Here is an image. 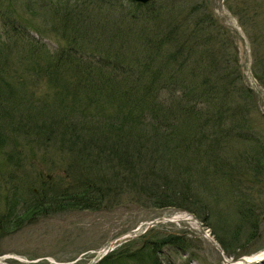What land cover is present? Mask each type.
Returning a JSON list of instances; mask_svg holds the SVG:
<instances>
[{
	"label": "trees",
	"instance_id": "trees-1",
	"mask_svg": "<svg viewBox=\"0 0 264 264\" xmlns=\"http://www.w3.org/2000/svg\"><path fill=\"white\" fill-rule=\"evenodd\" d=\"M105 2L110 4L112 0H69V8L61 11L58 18L61 47L47 50L45 43H37L35 58L32 55L36 76L46 84H58L52 97L47 94L37 108L43 120L32 123L21 115V121L12 122V114L6 110L11 102L8 94L4 96L6 100L2 99L5 106L0 104V118H4L0 122V168L12 163L22 165L23 154L10 134L17 131L38 145L43 155L49 150L58 159L67 161L69 173L73 169L78 172L73 177L75 181L59 191L47 189L44 184L41 191L35 182H25L28 187L22 190L14 186L15 201L7 203L8 211L0 216V228L5 231L22 227L26 219L38 212L97 209L107 192L131 181L140 196L145 192L149 197L152 189L159 191L162 188L157 184V189L154 182L155 187L148 189L147 186L151 187L148 179L141 182V191L140 181L131 179L139 159L153 157V153L145 154L150 151L147 148L150 142L158 146L152 148L154 152L163 150V144L165 151L170 152L187 153L196 147L203 157L206 149L209 158L210 150L217 148L220 153L224 149H218L217 141L225 138L241 141L244 134L250 133L245 101L251 90L244 85L237 57L216 51L222 42L213 33L217 28L213 15L206 13L196 18L194 8L176 16V8L167 3L128 2L132 8L127 14L147 21L140 29L126 28L125 37L123 29L110 20L109 11L102 7ZM202 5L205 8V3L202 2L201 8ZM116 38L122 39L123 44H115ZM136 40L141 49H134ZM253 74L263 82L255 68ZM11 103L12 108L16 106ZM109 105L114 108L110 112L105 110ZM145 128L150 129L147 132L150 135H146L149 137L139 134L137 138L135 132ZM112 131L113 137L109 135ZM161 131L165 135L162 143L158 134ZM187 135L192 138L187 140ZM214 135H218L217 141L214 139L215 143L210 144L208 139ZM247 137L255 140L251 134ZM155 161L151 162L149 178L156 168ZM105 163L118 169L112 177L107 175L108 167H102ZM208 165L199 171L201 175L207 174ZM213 184L210 189L221 190L220 185ZM172 189L171 196L163 195L169 205L191 198L187 191ZM29 192L30 200L23 205L24 211L15 214L20 206L17 199ZM219 242L226 248L223 238ZM166 245H177L184 251L188 247L186 239L170 235L145 242L134 251L112 252L96 264H162L158 254Z\"/></svg>",
	"mask_w": 264,
	"mask_h": 264
},
{
	"label": "rangeland",
	"instance_id": "rangeland-1",
	"mask_svg": "<svg viewBox=\"0 0 264 264\" xmlns=\"http://www.w3.org/2000/svg\"><path fill=\"white\" fill-rule=\"evenodd\" d=\"M154 1L175 7L176 16L190 13L194 8L196 18H202L206 13L213 15L212 19L217 24L213 33L223 43L218 44L216 51L237 57L244 85L251 90L245 101V106L249 108L250 133L241 135V141L236 142L227 141L226 138L217 141L218 135H214L216 138L209 137L210 144H214L215 139L219 144L218 149L224 148L220 153L216 152L217 148L210 150L209 158H206V149L203 151L206 157H203L196 147L187 153L170 152L165 151L163 144V150L154 152L152 148L158 146L150 142L147 148L151 152L145 151V154L153 153V157L138 158L140 164L131 179L139 180L140 187L141 182L148 179L151 182L148 189L155 187L153 182L156 188L158 184L162 189H152L149 197L145 192H141L140 196L131 181L107 192L104 202L97 209L68 208L38 212L15 230L0 228V261L3 264H92L101 255L102 259L112 252L134 251L145 242L170 235L186 239L188 247L184 251L177 245H166L162 248L163 252L158 254L162 264H226V260L236 262L245 256L264 252V0ZM128 2L112 0L110 4L105 2L102 6L109 11L110 20L116 21L118 28L123 29L125 37L126 28L140 29L147 21L127 14V10L132 8ZM202 2L205 8L203 5L200 7ZM183 3L186 4L184 7ZM180 6L183 9H179ZM68 8L69 0H0V104L5 106L2 102L6 100V94L9 101L16 103L13 108L12 103H8L10 108L6 109L7 113L12 114L11 121L14 123L21 121V115L29 122L43 120V114L40 116L37 108L47 94L49 98L52 97L58 84L50 82L48 85L42 79L39 81L33 69L36 65L33 59L35 47L39 41L45 43V48H49L47 50L61 47L63 40H60L61 33L57 29V25H60L58 18L59 13L66 12ZM121 40L116 38L114 42L123 44ZM137 47L139 44L136 40L134 49ZM36 63L39 64L37 60ZM254 68L262 77V83L253 74ZM94 109L93 112H96ZM113 109L111 105L105 108L108 112ZM148 130L145 128V132H138L135 129V134L137 138L139 134L147 138ZM16 132L10 134L17 150L23 154L20 156L23 162L20 167L12 163L0 168V216L8 211L7 203L15 201L12 196L14 186L22 190V187H28L25 182H35L41 191L42 184L47 189L59 191L72 184L75 181L73 177L78 174L73 167L72 172H68L67 161L58 159L49 150L46 156L43 155L44 151L40 152L38 145L29 141L23 133ZM114 132L109 135L115 136ZM158 134L162 143L165 135L162 131ZM250 134L255 140L248 139L250 137L247 135ZM191 135H187L186 139H191ZM154 159L156 168L149 178ZM206 163H209L207 174L201 175L199 171L205 168ZM110 164L105 163L102 167H108L107 175L112 177L118 169H113ZM10 178L12 181H9ZM165 180L168 182L165 183ZM213 183L220 185L221 190L210 189ZM175 187L183 193L187 191L191 198L179 199L174 206L169 205L163 195L171 196V190ZM187 187L192 190L188 191ZM27 194L17 199L20 206L15 214L24 211L22 208L31 196L30 192ZM186 213L198 220L199 227H192L187 222L169 221L176 215ZM205 217H208L207 220L203 219ZM160 219L164 222L146 225ZM220 238L226 242V248L220 244ZM112 242V251L107 254L102 252ZM260 264H264V259Z\"/></svg>",
	"mask_w": 264,
	"mask_h": 264
},
{
	"label": "bare ground",
	"instance_id": "bare-ground-1",
	"mask_svg": "<svg viewBox=\"0 0 264 264\" xmlns=\"http://www.w3.org/2000/svg\"><path fill=\"white\" fill-rule=\"evenodd\" d=\"M169 220V219H166ZM170 222H187L192 227H199L198 221L192 217L190 214H181L176 215L173 217V219L169 220ZM264 259V252L260 255H251V256H245L244 258H241V260L233 261V260H226V264H260L262 263V260ZM0 264H3L0 261Z\"/></svg>",
	"mask_w": 264,
	"mask_h": 264
},
{
	"label": "water",
	"instance_id": "water-1",
	"mask_svg": "<svg viewBox=\"0 0 264 264\" xmlns=\"http://www.w3.org/2000/svg\"><path fill=\"white\" fill-rule=\"evenodd\" d=\"M129 1L132 2V3L134 2V3H138V4H141V5H144V4L150 3V2H152L154 0H129ZM159 222H164V220L163 219L154 220V222L149 223V224H146V225H148V226H154V224L159 223ZM113 244H114V242H112L109 247H112ZM100 259H101V257H100ZM100 259H98L96 261H93L92 264H96L97 262L100 261Z\"/></svg>",
	"mask_w": 264,
	"mask_h": 264
}]
</instances>
